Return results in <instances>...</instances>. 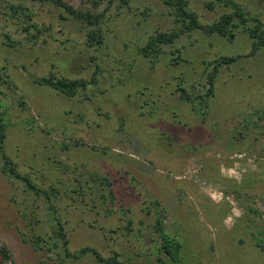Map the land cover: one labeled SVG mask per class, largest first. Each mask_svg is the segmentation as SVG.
Returning a JSON list of instances; mask_svg holds the SVG:
<instances>
[{
  "label": "rangeland",
  "instance_id": "rangeland-1",
  "mask_svg": "<svg viewBox=\"0 0 264 264\" xmlns=\"http://www.w3.org/2000/svg\"><path fill=\"white\" fill-rule=\"evenodd\" d=\"M234 1L264 23V1ZM70 3L98 12L107 6V0L96 10L88 0ZM188 3L204 26L231 12L217 0ZM130 6L119 14L109 10L103 43L94 47L86 44L87 28L73 18L60 20L63 12L53 6L36 8L35 20L51 27L37 44L26 42L14 22L0 21L5 155L39 186H56L52 203L67 224L73 252L89 247L105 259L117 253L122 264H168L167 256L156 253L160 218L181 245L176 264H264V251L251 236L264 233V46L218 69L214 96L201 116L198 101L188 104L178 88L191 99L205 94L213 68L207 65L248 54L251 40L240 28L228 38L194 31L161 47L156 59H144L138 50L151 35L177 31L180 24L163 0H132ZM95 65L98 84L74 98L32 80L50 74L90 79ZM2 167L0 155V264H52L38 261L17 230L25 224L24 199L47 231V203L27 197L23 184ZM76 180L94 194L79 200L72 193ZM128 221L133 232L127 234ZM116 228V234L107 233ZM69 264L104 263L86 255Z\"/></svg>",
  "mask_w": 264,
  "mask_h": 264
},
{
  "label": "trees",
  "instance_id": "trees-1",
  "mask_svg": "<svg viewBox=\"0 0 264 264\" xmlns=\"http://www.w3.org/2000/svg\"><path fill=\"white\" fill-rule=\"evenodd\" d=\"M70 1L71 0H0V21L3 23L14 22L17 27L20 26L18 30L24 35V40L26 42L37 44L39 39L45 32L49 31L51 27L49 25L46 26L44 23L40 24L35 20L37 17L36 8L40 6H53L63 12V14L59 16L60 20L67 21L69 18H73L83 24L88 30L86 44L88 47H94L103 43L101 26L111 20V14H108L109 10L115 7L118 10V14L122 9L130 10V3L132 0H107V6L102 12L77 9ZM88 1L95 10L98 9L101 2H103V0ZM217 1L225 5H230L231 12L221 15L213 24L204 26L199 22L197 14L189 8L188 0H163V3L173 10V15L176 18V23L180 24V29L170 33L157 31L154 35H151L147 39L146 44L138 50L142 58L151 60L152 58L156 59V56L158 57L159 54L162 53L161 47L173 46L175 40L182 34L201 31L205 35H218L223 38H228L233 37L232 31L234 29L240 28L241 32L247 35L252 42L251 50L248 54L221 56L207 65V69L210 66L213 68L206 76V84L208 87L205 94L191 99L188 97L184 88H178L177 91L180 92L181 99L185 100L188 104L194 105L195 101H198V109L201 116L206 114L207 99L214 96V84L218 69L223 66H230L242 58L252 57L264 46V23L260 17L252 15L249 10H246V8L240 6L234 0ZM208 8L213 9V5L209 4ZM5 37L8 43L10 42V44H13L10 47H14L15 42L12 40L11 35L5 34ZM99 74L100 68L98 65H95V70L90 79H68L66 77L50 74L48 77L32 80L36 85L47 86L68 98H74L79 92L87 90L89 86H96L98 84ZM263 111H261V113L264 116ZM4 128L5 124H3L0 119V155L3 160L2 172L9 178L21 182L27 197L30 196L36 200L41 199L47 203V220L50 226L47 231L40 230L42 220L38 216L39 213L37 209L33 204H28L24 199L20 214L25 224L23 228H17L21 240L31 247L38 261L41 262L46 259L52 264H69L86 255H91L99 263L122 264L118 260L119 255L117 253L111 258L105 259L98 251L89 247H84L74 252L71 251V241L67 233L68 231L66 230L67 224L59 219L58 210L52 203L53 198L58 195V189L54 185H49L46 188L39 186L38 183L33 179L31 180L27 174H20L17 172L12 161L3 151V140L5 138ZM262 133H264V131H262ZM100 181L102 183L107 182L106 186L108 188L111 186L110 180L106 177H103ZM75 183L77 186L74 187L72 193L73 195L79 196V200L85 199L86 194L88 197L94 194L93 188L88 184L78 180H76ZM109 193L112 196V200H114L113 192L110 188ZM73 200L77 202L78 198H73ZM17 201L16 198H13V202L17 203ZM154 205L157 206L158 204L155 203ZM122 210L124 213H128V210H124L123 208ZM31 216L33 218H30ZM128 222V225L124 228L127 234L133 232L131 228L132 222ZM117 229L118 228L109 229L107 233L116 234ZM154 231L158 234L159 238L156 253L167 256L170 261L168 264H176L179 261L181 252V245L177 241V238L167 234L160 218L156 220ZM251 236L253 240H256V247L264 251V241L258 238V236H264V233L257 231V234L251 233ZM1 252L5 261L10 259L5 247Z\"/></svg>",
  "mask_w": 264,
  "mask_h": 264
}]
</instances>
